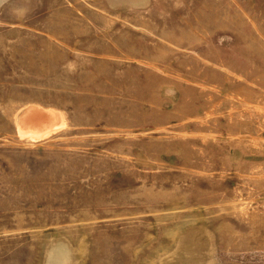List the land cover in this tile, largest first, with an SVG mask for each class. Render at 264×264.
Segmentation results:
<instances>
[{
	"label": "rangeland",
	"instance_id": "obj_1",
	"mask_svg": "<svg viewBox=\"0 0 264 264\" xmlns=\"http://www.w3.org/2000/svg\"><path fill=\"white\" fill-rule=\"evenodd\" d=\"M0 264H264V0H0Z\"/></svg>",
	"mask_w": 264,
	"mask_h": 264
},
{
	"label": "bare ground",
	"instance_id": "obj_2",
	"mask_svg": "<svg viewBox=\"0 0 264 264\" xmlns=\"http://www.w3.org/2000/svg\"><path fill=\"white\" fill-rule=\"evenodd\" d=\"M44 112V111H43ZM44 113H46V112H44ZM48 114H50V116L49 115H47V114H45V115H42V113L40 112V111H38V110H34V111H28L27 113H24V115L20 118V120H21V123H22V125L24 126V123H25V119H27V118H30V117H28L29 115L31 116V117H33V119H34V121L32 122L33 124H31V125H28V127L26 126L25 127V129H27V130H29V131H33V133H35V131H37V133L36 134H34V135H30V137H37V138H40V137H45L46 135H49L51 132H53V131H55V130H57V129H60L61 127H60V125L64 122V121H62V119H61V117H60V115H59V113H56V112H49ZM43 117H45V120H44V118ZM51 117H52V119L53 120H55V124H53V125H50L49 127H47V128H45L42 132H40L39 133V130H41V127H45V126H48V125H46L47 123H50V121H51ZM39 119H42V120H40L39 121ZM29 126H35L34 128H32V127H29ZM19 127H20V125H19ZM60 127V128H59ZM63 127V126H62ZM24 130V129H23ZM27 132V131H26ZM28 133V132H27ZM29 136V135H28ZM36 138V139H37Z\"/></svg>",
	"mask_w": 264,
	"mask_h": 264
},
{
	"label": "water",
	"instance_id": "obj_3",
	"mask_svg": "<svg viewBox=\"0 0 264 264\" xmlns=\"http://www.w3.org/2000/svg\"><path fill=\"white\" fill-rule=\"evenodd\" d=\"M43 118H44V120H45V117H43ZM32 121H34V119L29 118V119H27V120L25 121V124H26L27 126H28V125H31V124H33Z\"/></svg>",
	"mask_w": 264,
	"mask_h": 264
}]
</instances>
